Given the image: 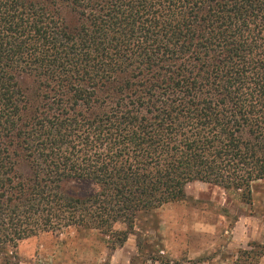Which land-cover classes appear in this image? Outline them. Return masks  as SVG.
Returning <instances> with one entry per match:
<instances>
[{
	"label": "trees",
	"instance_id": "1",
	"mask_svg": "<svg viewBox=\"0 0 264 264\" xmlns=\"http://www.w3.org/2000/svg\"><path fill=\"white\" fill-rule=\"evenodd\" d=\"M264 180V0H0V256ZM80 185L75 191L68 186Z\"/></svg>",
	"mask_w": 264,
	"mask_h": 264
},
{
	"label": "rangeland",
	"instance_id": "2",
	"mask_svg": "<svg viewBox=\"0 0 264 264\" xmlns=\"http://www.w3.org/2000/svg\"><path fill=\"white\" fill-rule=\"evenodd\" d=\"M185 193L141 216L120 247L96 231L41 233L18 243L16 263L264 264V180L252 184L249 203L201 182Z\"/></svg>",
	"mask_w": 264,
	"mask_h": 264
}]
</instances>
